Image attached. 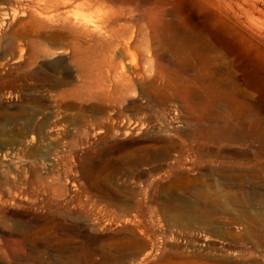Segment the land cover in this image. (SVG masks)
Wrapping results in <instances>:
<instances>
[{"label":"rangeland","instance_id":"obj_1","mask_svg":"<svg viewBox=\"0 0 264 264\" xmlns=\"http://www.w3.org/2000/svg\"><path fill=\"white\" fill-rule=\"evenodd\" d=\"M97 1L0 0V264H264V0Z\"/></svg>","mask_w":264,"mask_h":264},{"label":"bare ground","instance_id":"obj_2","mask_svg":"<svg viewBox=\"0 0 264 264\" xmlns=\"http://www.w3.org/2000/svg\"><path fill=\"white\" fill-rule=\"evenodd\" d=\"M72 2V0H30V4L33 5L36 8V11L46 17L47 19H57V18H63V15L66 13H70L71 10H66L62 11V8L68 7V5ZM97 0H87L85 3L86 6H91L95 3H97ZM84 4V5H85ZM87 6V7H88ZM92 7V6H91ZM113 10V9H112ZM108 11V8H107ZM105 12V16L102 17L101 19V27L94 25L96 29H104L106 33L110 32V29L113 28L114 25V19H113V14L109 15L111 13ZM91 23V22H90ZM90 23H87L84 25V28L88 29L90 28ZM128 46V45H127ZM180 48V47H178ZM177 50V49H176ZM179 51V50H178ZM201 53V52H200ZM185 54V53H184ZM187 55V54H186ZM134 56V55H133ZM136 56V55H135ZM205 56V55H204ZM182 57V56H181ZM184 57V56H183ZM136 58V57H135ZM236 95V94H235ZM230 96V95H229ZM238 96V94H237ZM240 96H242L240 94ZM246 96V95H245ZM235 100L237 102H240L239 98L235 97ZM243 101V100H242ZM235 102V101H234ZM245 104V103H244ZM216 137V136H215ZM234 140L241 142V141H248L249 139H244L241 136H237L234 138ZM220 142V141H219ZM222 142V141H221ZM264 142V141H263ZM244 143V142H243ZM217 153V152H216ZM214 155V154H213ZM222 155V154H220ZM234 155V154H233ZM241 156V155H240ZM264 156V143L262 145L261 150L259 151V155L257 156L258 158ZM212 157V156H211ZM242 157V156H241ZM243 159V158H242ZM211 188V187H210ZM211 192V191H210ZM256 200L257 199H262L264 200L263 195H256L255 196ZM235 201H238V199H233ZM241 203V202H240ZM240 205V204H239ZM238 205V206H239ZM233 216V215H232ZM139 219V218H138ZM242 221H245L244 224V229H242L236 233L230 232V236L235 239H244L246 236L252 237L256 240V243L259 245H264V214L261 212H249L245 209H242L238 211L236 222L242 224ZM236 229V228H235ZM233 229V230H235ZM239 229V228H238ZM147 231V230H146ZM229 232V231H228ZM143 233V232H142ZM245 243V242H244ZM212 261V260H211ZM247 261V260H246ZM249 262V261H248ZM247 262V263H248ZM244 264V263H242ZM255 264V263H254ZM257 264V263H256Z\"/></svg>","mask_w":264,"mask_h":264}]
</instances>
